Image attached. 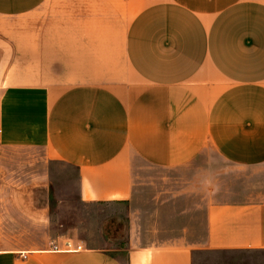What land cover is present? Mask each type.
Returning <instances> with one entry per match:
<instances>
[{
	"label": "crops",
	"instance_id": "crops-1",
	"mask_svg": "<svg viewBox=\"0 0 264 264\" xmlns=\"http://www.w3.org/2000/svg\"><path fill=\"white\" fill-rule=\"evenodd\" d=\"M0 147L72 167L92 204L129 201L137 162L264 166V0H0ZM205 222L196 248L56 251L50 183L12 179L0 264H264L263 201Z\"/></svg>",
	"mask_w": 264,
	"mask_h": 264
},
{
	"label": "rangeland",
	"instance_id": "rangeland-1",
	"mask_svg": "<svg viewBox=\"0 0 264 264\" xmlns=\"http://www.w3.org/2000/svg\"><path fill=\"white\" fill-rule=\"evenodd\" d=\"M133 172L129 201L85 203L72 167L44 160L37 149L0 147V185L13 179L22 190L44 177L50 183L59 249L66 243L80 244L125 260L131 246L196 248L204 240L208 204L264 202V166H230L211 149L181 168L163 171L137 162Z\"/></svg>",
	"mask_w": 264,
	"mask_h": 264
},
{
	"label": "built area",
	"instance_id": "built-area-1",
	"mask_svg": "<svg viewBox=\"0 0 264 264\" xmlns=\"http://www.w3.org/2000/svg\"><path fill=\"white\" fill-rule=\"evenodd\" d=\"M80 249H82L81 245L80 246H74L72 243L64 244V247L62 249L55 247L56 251L65 250V251H70V252H77V251H80Z\"/></svg>",
	"mask_w": 264,
	"mask_h": 264
}]
</instances>
